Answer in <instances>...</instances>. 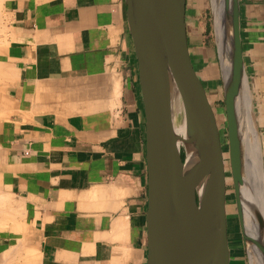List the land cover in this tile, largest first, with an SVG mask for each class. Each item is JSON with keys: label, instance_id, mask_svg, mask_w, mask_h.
<instances>
[{"label": "crops", "instance_id": "obj_1", "mask_svg": "<svg viewBox=\"0 0 264 264\" xmlns=\"http://www.w3.org/2000/svg\"><path fill=\"white\" fill-rule=\"evenodd\" d=\"M238 5L246 132L264 191V0ZM205 11L211 19L209 0H186L191 57L212 102L223 91ZM6 15L0 177L22 207L24 243L36 264H147L145 118L125 0H11ZM232 228L228 264H249L238 218Z\"/></svg>", "mask_w": 264, "mask_h": 264}, {"label": "water", "instance_id": "obj_2", "mask_svg": "<svg viewBox=\"0 0 264 264\" xmlns=\"http://www.w3.org/2000/svg\"><path fill=\"white\" fill-rule=\"evenodd\" d=\"M209 3L243 247L249 264H264V220L243 194L241 126L247 111L238 0H222L221 21L213 0ZM125 5L145 118L147 264H228L220 130L191 57L186 0H125ZM174 89L185 117L184 136L174 128Z\"/></svg>", "mask_w": 264, "mask_h": 264}, {"label": "rangeland", "instance_id": "obj_3", "mask_svg": "<svg viewBox=\"0 0 264 264\" xmlns=\"http://www.w3.org/2000/svg\"><path fill=\"white\" fill-rule=\"evenodd\" d=\"M11 0H0V75H1V81H0V135L3 131L4 125L9 117L10 114V110L8 108L7 105V92H6V87L8 85V82L10 81L9 76L12 75L11 74V65L10 63L7 61V45H8V38H7V15H6V11L7 8L9 6V2ZM209 12L205 11L203 16L200 17V21L203 25V27H208L211 26L212 27V18L210 19L209 16L207 15ZM207 15V16H206ZM211 21V24H210ZM198 24V21H194V23L192 24V26H194L196 28V26ZM196 25V26H195ZM198 30H196V33H194V37L197 38L198 34ZM198 39V38H197ZM200 40V38H199ZM1 72L4 74H1ZM209 73H211V70H208ZM3 75V76H2ZM5 77V78H3ZM4 100H3V99ZM212 98H216L215 96ZM212 105L214 108H216L215 111V116H216V120H217V124L219 126V130H220V143L222 144L221 148H222V155H223V161H224V168L226 171V174L229 171V164L226 161L228 158V142H227V135H226V122H225V112H224V101L223 99H219V100H212ZM182 149V147H181ZM182 153H183V149H182ZM4 163V158H3V150H2V145H1V141H0V167L1 165ZM230 174V172L228 173ZM229 179L231 180V176L229 175ZM228 180V177H226V185L228 187V191H227V195H226V204H232L234 206V209L231 207H227L226 209V215H227V231H228V235H232V233H234V228H232L234 226V224L237 221V214H236V210H235V205H234V194H233V188H232V181ZM0 192L2 193L4 199H2L1 203L3 202V200H5L3 202V205L0 204V208H2L6 214L10 212H12V214L14 213V215H11V213H9L8 215H6L7 217L5 218L4 215L5 213H3L2 215V211L0 212V244L5 246H10V248H8V250H13L15 246H19L21 244L25 245L26 247H24L22 249L23 252L16 254H13L10 256V253H7V255H3L4 258L6 257V259L8 260L9 256L11 257V259L9 258V260H6V264H36V259H35V253L34 250L31 246L30 243H23L24 239H25V235L29 234V233H19L21 230V215L19 214L20 211H18V209L16 210V206H14V200L13 197L9 194V192L6 190V186L4 184V181L1 180L0 177ZM5 194V195H4ZM6 196V197H5ZM12 198V199H11ZM9 202H8V201ZM8 204H7V202ZM12 201V202H11ZM14 201V202H13ZM12 203V204H11ZM11 204V205H9ZM8 206V207H6ZM15 207L12 208V207ZM227 206V205H226ZM231 209V210H230ZM18 213H17V212ZM235 217V219H234ZM1 232H5V233H1ZM8 232V233H7ZM23 239V240H22ZM19 242V243H18ZM21 242V243H20ZM5 243V244H4ZM19 244V245H18ZM9 255V256H8ZM18 255V256H17ZM20 255V257H19ZM13 258V260H12ZM17 258V259H16ZM12 260V261H11ZM9 262V263H8Z\"/></svg>", "mask_w": 264, "mask_h": 264}, {"label": "bare ground", "instance_id": "obj_4", "mask_svg": "<svg viewBox=\"0 0 264 264\" xmlns=\"http://www.w3.org/2000/svg\"><path fill=\"white\" fill-rule=\"evenodd\" d=\"M213 5L214 7L216 8L217 7V10H216V13L218 15V19L219 21L223 20L225 17H224V14H223V8H222V0H219L218 3L216 4L215 0H213ZM218 21V22H219ZM222 27V26H221ZM137 63V62H136ZM1 64V63H0ZM3 66V65H0V67ZM4 67V66H3ZM2 68V67H1ZM0 68V69H1ZM1 74H3L1 72ZM4 75V74H3ZM2 75V76H3ZM1 77V75H0ZM5 78V77H3ZM1 79V78H0ZM1 81V80H0ZM3 99V98H2ZM4 100V99H3ZM245 102H246V99H245ZM242 104L244 105V99L242 97ZM248 109V108H246ZM172 112H173V118H174V128H175V132L180 135V136H184L185 135V130H186V124H185V117L183 115V111H182V103H181V99H180V95L178 93V91L176 89H174V91L172 92ZM247 119H248V111H247V115H245L244 117V121H243V124L241 126V130H242V152H243V161H244V171H243V174H244V179H245V185L243 187V194L244 196L247 197L248 201L250 202V205H253V210L254 211H257L260 213V215L262 216L263 220H264V214H263V204L264 202H262V199L264 198L263 196V183H262V177H261V172H260V166H259V159L257 158V153H256V150L254 149L253 145H252V142L250 143V141L247 139V132H246V127H247ZM182 143L179 142V147L181 146ZM221 144V143H220ZM229 154V153H228ZM190 155V152L188 153L187 157H189ZM229 160V159H228ZM229 162V161H228ZM229 164V163H228ZM262 170V169H261ZM232 181V178L231 180ZM234 194V193H233ZM5 195V194H4ZM6 197V196H5ZM2 199H4L3 196H0V200L2 201ZM12 199V198H11ZM14 200V199H13ZM0 201V204L3 205V202L5 200H3V202L1 203ZM8 201V200H7ZM6 201V202H7ZM17 201V200H16ZM9 202V201H8ZM7 202V204H8ZM12 202V201H11ZM14 202V201H13ZM20 203V202H19ZM12 204V203H11ZM9 204V205H11ZM15 204V202H14ZM226 209L227 207H231V209L233 208L234 209V206L232 204H226ZM234 205H235V202H234ZM15 206V205H14ZM12 207L15 209V207ZM19 206V205H18ZM4 207V205H3ZM8 207V206H6ZM16 207H17V203H16ZM22 208V207H21ZM20 208V209H21ZM2 211H4L2 208H0ZM20 210L19 207L16 208V210ZM230 209V210H231ZM0 210V212H1ZM21 211V210H20ZM13 212V211H12ZM12 212L9 211V213H11V215H14V213L12 214ZM17 212V211H16ZM4 212H2V215H3ZM8 213V214H9ZM18 213V212H17ZM5 213L4 217L6 218L8 215ZM21 214V213H19ZM1 215V214H0ZM9 216V215H8ZM1 217V216H0ZM3 217V216H2ZM1 217V218H2ZM23 217V216H22ZM4 218H2L1 221H3ZM235 219V217H234ZM117 223V222H116ZM119 228V227H118ZM115 229V227H114ZM117 229V228H116ZM23 240V239H22ZM19 243V242H18ZM21 243V242H20ZM24 243V242H23ZM5 244V243H4ZM19 245V244H18ZM20 246V245H19ZM24 246V245H23ZM21 246V247H23ZM2 247V246H1ZM9 247V246H8ZM21 247H20V250H21ZM12 249V248H11ZM16 249V248H15ZM14 250V249H13ZM11 251L8 252L10 253V256L12 255L13 257V254L16 252L14 251ZM19 251V250H17ZM14 252V253H12ZM16 254H19V253H16ZM7 255V253H6ZM9 256V255H8ZM9 256V258L11 259V257ZM18 256V255H17ZM20 257V255H19ZM8 258V260H9ZM4 259V258H3ZM17 259V258H16ZM7 260V261H8ZM13 260V258H12ZM11 260V261H12ZM253 260V259H252ZM5 261V259H4ZM4 261L2 262V264L4 263ZM6 263V261H5ZM9 263V262H8ZM253 263V262H252Z\"/></svg>", "mask_w": 264, "mask_h": 264}]
</instances>
